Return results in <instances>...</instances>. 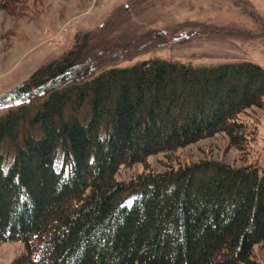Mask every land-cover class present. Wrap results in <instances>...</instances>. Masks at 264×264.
<instances>
[{"label": "trees", "instance_id": "obj_1", "mask_svg": "<svg viewBox=\"0 0 264 264\" xmlns=\"http://www.w3.org/2000/svg\"><path fill=\"white\" fill-rule=\"evenodd\" d=\"M6 3L0 8L5 9ZM89 34L0 104V243L12 264H257L264 169L199 161L118 182L142 164L223 134L242 151L264 106V69L149 60L86 76Z\"/></svg>", "mask_w": 264, "mask_h": 264}, {"label": "rangeland", "instance_id": "obj_2", "mask_svg": "<svg viewBox=\"0 0 264 264\" xmlns=\"http://www.w3.org/2000/svg\"><path fill=\"white\" fill-rule=\"evenodd\" d=\"M5 3L0 8V95L40 65L60 59L84 33L94 39L88 57L96 59L88 77L156 59L194 67L248 62L264 69V0H0V7ZM15 107L0 104V116ZM240 119L257 127L242 151L216 134L142 164L121 166L115 179L128 183L199 161L264 169V106ZM22 252L18 242L0 243V264H12ZM253 258L264 264V242L254 247Z\"/></svg>", "mask_w": 264, "mask_h": 264}]
</instances>
